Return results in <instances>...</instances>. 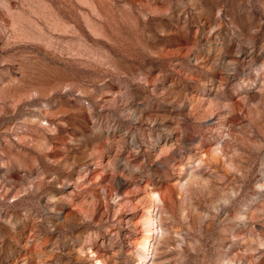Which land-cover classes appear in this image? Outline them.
<instances>
[{
    "label": "rangeland",
    "instance_id": "1",
    "mask_svg": "<svg viewBox=\"0 0 264 264\" xmlns=\"http://www.w3.org/2000/svg\"><path fill=\"white\" fill-rule=\"evenodd\" d=\"M0 264H264V0H0Z\"/></svg>",
    "mask_w": 264,
    "mask_h": 264
},
{
    "label": "bare ground",
    "instance_id": "2",
    "mask_svg": "<svg viewBox=\"0 0 264 264\" xmlns=\"http://www.w3.org/2000/svg\"><path fill=\"white\" fill-rule=\"evenodd\" d=\"M151 235V234H150Z\"/></svg>",
    "mask_w": 264,
    "mask_h": 264
}]
</instances>
